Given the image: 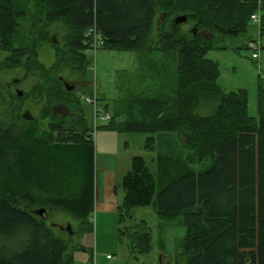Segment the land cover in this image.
Segmentation results:
<instances>
[{
	"label": "trees",
	"instance_id": "trees-1",
	"mask_svg": "<svg viewBox=\"0 0 264 264\" xmlns=\"http://www.w3.org/2000/svg\"><path fill=\"white\" fill-rule=\"evenodd\" d=\"M257 10V0H0V52L8 54L0 69L39 77L26 98L43 105L40 117L17 115L0 129V264H75L69 243L36 207L62 211L90 230L94 127L59 74L86 73L85 34L94 23L104 48L135 52L145 72L149 66L156 89L114 101L115 117L104 128L148 134V149L158 134L174 143L184 134L189 151L186 158L158 155L156 176L143 157H134L122 183L120 222L134 219L132 209L151 205L165 221L182 217L186 235L175 264H264V77L258 117H250L247 92L224 91L218 63L208 57L225 49L221 41L245 36ZM179 16L188 17L191 31L175 24ZM157 20L158 39L151 43ZM57 25L66 30L62 46L50 38ZM41 42L55 48L49 68L39 61ZM202 105L215 109L202 116L196 113ZM120 116L125 120L117 122ZM198 163L210 167L196 172ZM127 233L133 253L153 249L146 221Z\"/></svg>",
	"mask_w": 264,
	"mask_h": 264
},
{
	"label": "rangeland",
	"instance_id": "rangeland-1",
	"mask_svg": "<svg viewBox=\"0 0 264 264\" xmlns=\"http://www.w3.org/2000/svg\"><path fill=\"white\" fill-rule=\"evenodd\" d=\"M158 22L159 20L149 34L151 43L158 39L156 30ZM181 29L185 32L191 31L192 23H184ZM65 35V28L57 25L52 29L50 38L62 46ZM250 39L262 43L259 60H253V51L247 48ZM220 45L225 49L214 50L208 54L210 59L218 63V85L226 92L245 90L248 94L249 116L257 118L260 74L264 77V34L261 35L260 26L251 24L245 36L225 39ZM38 54L39 61L47 68L56 62L55 48L50 42L39 43ZM7 55L6 52H0V64ZM88 58L92 61L85 74L80 75L76 71L65 70L59 74V77L64 83L75 84L74 91L79 96L87 94L88 89L96 91L100 98L99 107L105 110V106L108 105L107 113L111 118L115 117L114 101L125 99L129 95H149L150 91L156 90L149 66L145 72L139 65L135 52L102 48L96 55H88ZM39 81V77H27L21 68L0 69V129L11 125L17 115L23 116L29 112L33 117H40L43 105L26 98ZM18 91L23 93L21 97H18ZM85 105L87 118L93 121L92 107ZM59 108L57 107L58 110ZM214 109V105H202L196 113L207 116L212 114ZM124 120L123 116L116 118L117 122ZM109 122L98 121V129L94 134L95 170L106 171V180L105 173L103 176L106 198L109 195L113 196L112 200L117 209L113 208V211L106 212L95 206L90 219V230L86 228L85 231L80 229L79 220L62 211L50 207L49 209L36 207L35 210L47 211L43 218L47 219L49 225H55L56 231L69 243V253L72 254L75 264H175L176 257L182 252L180 242L186 235V227L181 216L165 221L154 207L149 205L132 209L130 214L134 219L125 218L120 222L118 208L123 205L125 190L122 183L132 169L134 157H143L150 172L156 176L155 158L158 155L187 157L189 151L183 143L186 142L187 136L182 134L180 141L174 143L168 134H158L154 136L153 149H148L146 148L148 134L109 131L104 128ZM209 167L208 164L198 163L193 165L192 169L198 172ZM140 221H146L151 229L153 249L146 253H140L138 250L137 253H133L127 230ZM68 225L72 227L73 235L59 229ZM122 231L125 234H122ZM108 256L110 260L107 259ZM178 262L185 263L182 260Z\"/></svg>",
	"mask_w": 264,
	"mask_h": 264
},
{
	"label": "built area",
	"instance_id": "built-area-1",
	"mask_svg": "<svg viewBox=\"0 0 264 264\" xmlns=\"http://www.w3.org/2000/svg\"><path fill=\"white\" fill-rule=\"evenodd\" d=\"M257 4H258V10L251 15L250 20H251V23L260 26L262 22V15L264 13V0H257ZM85 37H86V40H85L84 46H85V54L87 56L90 54L96 55L97 51L105 46L104 37L96 23H94L92 26H90L87 29ZM247 46L250 50L253 51L252 59L259 60L260 50L262 48L261 41H257L254 39L250 40L247 43ZM80 98L83 103L92 107V111L94 114V120H93V127H94L93 136H94L96 130L98 129V126H97L98 121L107 122L111 120V117L108 113L104 112L99 107V97L96 91L93 90V93L91 95H82L80 96ZM107 258L110 259L109 256Z\"/></svg>",
	"mask_w": 264,
	"mask_h": 264
},
{
	"label": "crops",
	"instance_id": "crops-1",
	"mask_svg": "<svg viewBox=\"0 0 264 264\" xmlns=\"http://www.w3.org/2000/svg\"><path fill=\"white\" fill-rule=\"evenodd\" d=\"M104 173H105V180H106V171L104 169H102V172L96 171L95 173V206H97L99 209L101 208L102 210L106 212L108 211L110 212V211H113V208L116 207V204L114 203V200H112L113 196L109 195V197L106 198L105 183H104V177H103ZM100 187L102 190L100 189Z\"/></svg>",
	"mask_w": 264,
	"mask_h": 264
},
{
	"label": "water",
	"instance_id": "water-1",
	"mask_svg": "<svg viewBox=\"0 0 264 264\" xmlns=\"http://www.w3.org/2000/svg\"><path fill=\"white\" fill-rule=\"evenodd\" d=\"M187 21H188V17L187 16H179V17L176 18L175 24L181 25V24L186 23ZM194 35H196V28H195ZM64 86H65L66 90L70 91V92L74 91L76 89V85L72 84V83H64ZM22 94L23 93L21 91L17 92V95L19 97H21ZM23 118L26 119V120H33V116H31L29 112L23 114ZM36 213L39 214L41 217L42 216L45 217L46 214H47L44 209L38 210ZM61 229L67 231L68 234H70V235L74 234V231H73V229H72V227L70 225H68L66 228L61 227Z\"/></svg>",
	"mask_w": 264,
	"mask_h": 264
},
{
	"label": "flooded vegetation",
	"instance_id": "flooded-vegetation-1",
	"mask_svg": "<svg viewBox=\"0 0 264 264\" xmlns=\"http://www.w3.org/2000/svg\"><path fill=\"white\" fill-rule=\"evenodd\" d=\"M64 111L67 112L66 108H61L60 109V113H64Z\"/></svg>",
	"mask_w": 264,
	"mask_h": 264
}]
</instances>
